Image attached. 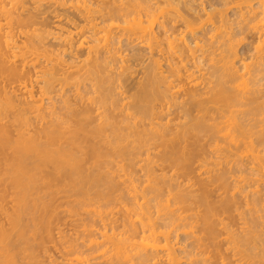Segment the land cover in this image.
<instances>
[{
  "label": "bare ground",
  "instance_id": "bare-ground-1",
  "mask_svg": "<svg viewBox=\"0 0 264 264\" xmlns=\"http://www.w3.org/2000/svg\"><path fill=\"white\" fill-rule=\"evenodd\" d=\"M57 194V264H264V0H0V263Z\"/></svg>",
  "mask_w": 264,
  "mask_h": 264
},
{
  "label": "rangeland",
  "instance_id": "rangeland-1",
  "mask_svg": "<svg viewBox=\"0 0 264 264\" xmlns=\"http://www.w3.org/2000/svg\"><path fill=\"white\" fill-rule=\"evenodd\" d=\"M51 48H53L52 46H50ZM49 47V48H50ZM246 47H243V46H239L238 47V49H237V53H238V55H239V57H245L244 56V54L245 55H248V54H246V53H249L250 54V52L248 51V52H246ZM245 58H247V56L245 57ZM258 129V128H257ZM257 142H260V141H256V143H254V144H256L257 146H259V145H261L260 143H258L257 144ZM263 144V143H262ZM262 146V145H261ZM261 146H260V148H261ZM257 148H259V147H257ZM197 155H198V153H197ZM196 154L194 155V157H196L197 156ZM200 155L201 154H199V156H197V159L200 157ZM196 159V158H195ZM196 159V160H197ZM196 160H194V158H192V161H193V164H195L196 163ZM1 168H2V165H1ZM242 169V168H241ZM249 169L250 168H248V170H247V168H246V170H245V168H244V171L245 172H242L243 171V169H242V174L244 173H246V171H249ZM249 172H251V170L249 171ZM253 172V171H252ZM255 173V172H254ZM243 174V175H244ZM247 174H249L250 175V173H247ZM246 175V174H245ZM252 175H254L253 173L251 174V176ZM248 176V175H247ZM250 176V177H251ZM196 180V179H195ZM229 180V182H228V192H231V193H233V198H231L230 197V193L229 194H227V196H226V200L225 201H223L222 203L223 204H227L228 205V207H227V209L229 208L230 209V211L229 212H231V213H223L222 211H224V207H223V205L221 204V205H219L218 207H217V212H218V214L219 215H225V216H229V218H228V220H229V222L231 223V224H235L236 222H238V221H243L242 219H239L238 218V216L235 214V212L234 211H232L233 210V208H234V206H238L239 207V209H243V207H244V205H246L245 203L247 202L248 203V201L250 202L251 201V199H252V197H253V191H256V190H260L261 189V186H259L256 182H248V183H246V184H243V182L242 183H240V187L239 188H237L236 187V185H235V183H236V181L234 180V173H232V176H231V178H229L228 179ZM196 183V185L194 186V187H192V189L195 191V192H197V193H200V194H202V192H203V189H201L198 185H197V181L195 182ZM8 191V190H7ZM9 192V191H8ZM8 192H7V194H8ZM222 191H221V189H220V184L218 183V182H211V183H209V185H208V193H207V196H208V199L209 200H211L214 204H218L219 203V193H221ZM1 193H3L2 195H3V199L5 200L6 199V201H4L3 199H2V201H4V202H2V204H3V206H4V203H5V206H7L8 207V205L10 204L9 203V201H10V199L8 198V197H6V196H8V195H6L5 193H6V191H1ZM10 193V192H9ZM59 197H57V198H59V199H57L56 197H50V199H51V201L53 200H55L56 202H57V200H59V201H61V200H64L63 198H65V197H63L62 195H64V194H61V195H59V194H57ZM62 196V197H61ZM6 197V198H5ZM7 199H9V201L7 202ZM67 199V198H66ZM55 201L54 202H52V204L53 205H58V207L60 206L62 209H60V207L58 208L57 206L56 207H54V211H56V208H57V211L56 212H54V213H56L57 214V212H58V210H59V214H57L58 216H56L55 214H53V216L54 217H56V218H54L53 216H52V221H54V219H55V221L54 222H52V221H50L51 223H54V225H56V226H54V225H51V223L48 225V224H45V223H41L40 225H37L36 227H37V233H36V235L32 238L31 237V239L29 240V243H30V245L32 246V248H33V250H35V251H37L36 253H38V251L40 250V252L42 253V250L44 251L43 253H44V255H45V257L48 255V253L49 254H51V256H53V259L54 260H52L53 262L54 261H56L55 263H53V264H57L58 263V261H61L62 260V258L60 259V255H61V253H60V247L61 246H63V241L65 240L66 242H70V240L72 241V239L74 238V228H76V229H80V228H77V226L76 227H73V225H72V223H70L69 222V220H68V218L70 217H72V216H70L71 214L70 213H68L67 211V207H70L71 205H69V204H71V201H68V200H66L67 202V204L69 205H64L63 203H65V200L61 203V202H59L58 204H55ZM68 202H70V203H68ZM6 203H8V204H6ZM249 204V203H248ZM262 203H258L257 205H261ZM4 206V207H5ZM63 206H65V207H63ZM249 206H250V204H249ZM255 206V205H254ZM7 207H5V208H7ZM257 208H259V206H256ZM63 208H65V209H63ZM259 210V209H258ZM62 211H64L63 213H61ZM67 212V213H66ZM261 212V214L262 215H264V210H261L260 211ZM52 213V212H51ZM60 213H61V216H59L60 215ZM66 214V215H65ZM68 214H69V216H68ZM50 216V213H47L46 215H45V219L46 218H48L49 216ZM58 217H60V218H58ZM54 218V219H53ZM1 220H3L2 218H0ZM60 219H63V220H60ZM58 220V221H57ZM258 221H259V223H260V219H258ZM30 222V221H29ZM56 222V223H55ZM65 223V224H64ZM67 223V224H66ZM70 225H69V224ZM258 223V222H257ZM262 223V222H261ZM60 224V225H59ZM62 225V226H61ZM66 225V226H65ZM30 226V227H29ZM51 226L53 227V228H51ZM7 227V226H6ZM57 227H58V231H57ZM59 227H60V229H59ZM73 227V228H72ZM30 228V229H29ZM35 227L33 226V224H32V222L31 223H28V226H27V229L30 231L29 233H31L33 230H35L34 229ZM49 229H52V231L50 230V232H49ZM62 229V231L64 232V234H65V239L64 238H62V240H61V237L56 233V232H59V230H61ZM70 229H72L73 231H71ZM257 229V231H259L260 230V228L258 227V228H256ZM47 230H48V234L50 233L51 235H49V237H47ZM40 231V232H39ZM66 231V232H65ZM76 231V230H75ZM43 232H46V233H43ZM70 232L73 234H70ZM68 233V234H67ZM45 234V235H44ZM57 236H56V235ZM43 235V236H42ZM67 235H68V237H67ZM73 236V237H71V236ZM53 236H55V240H54V238L52 239L51 237H53ZM45 237V238H44ZM58 237V238H57ZM70 237L72 238V239H70ZM43 238V239H42ZM48 239V240H47ZM60 239V240H59ZM67 239H70V240H67ZM40 240V241H39ZM42 240V241H41ZM74 240V239H73ZM49 241V242H48ZM52 242V244H51V242ZM59 241V242H58ZM62 241V242H61ZM34 242V243H33ZM59 244H58V243ZM42 243V244H41ZM57 243V244H56ZM44 244V246H42ZM51 244V245H50ZM55 244V245H54ZM53 245L54 246H56V247H53ZM58 245V246H57ZM59 245H60V247H59ZM42 246V247H41ZM49 246V247H48ZM50 246H51V249H49L50 248ZM57 247L59 248L58 250H59V253L57 252L58 250H57ZM43 248V249H42ZM46 248V249H45ZM49 249V251H48V253H47V250ZM54 249H56V250H54ZM56 251V252H55ZM41 253H39V254H37V256H41V257H38L37 258V260L39 261V259H41L40 260V262H41V264L43 263H45V257H43L44 255L43 254H41ZM45 253H47V255L45 254ZM59 256V257H58ZM43 257V258H42ZM50 257V255L47 257L49 260H51V258H49ZM59 260H58V259ZM43 259V260H42ZM47 259V260H48ZM47 263H45V264H52L50 261H46ZM48 262H50V263H48ZM0 264H5L4 262L2 263H0Z\"/></svg>",
  "mask_w": 264,
  "mask_h": 264
}]
</instances>
